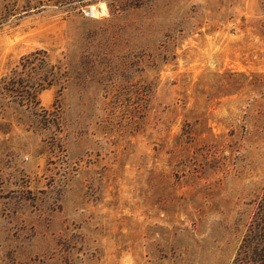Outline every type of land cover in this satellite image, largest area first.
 <instances>
[{
    "label": "rangeland",
    "instance_id": "rangeland-1",
    "mask_svg": "<svg viewBox=\"0 0 264 264\" xmlns=\"http://www.w3.org/2000/svg\"><path fill=\"white\" fill-rule=\"evenodd\" d=\"M263 192L264 0L0 1V264H233Z\"/></svg>",
    "mask_w": 264,
    "mask_h": 264
},
{
    "label": "trees",
    "instance_id": "trees-1",
    "mask_svg": "<svg viewBox=\"0 0 264 264\" xmlns=\"http://www.w3.org/2000/svg\"><path fill=\"white\" fill-rule=\"evenodd\" d=\"M132 1L137 3V5H141L144 2V0ZM22 67L23 71L29 72L31 76L30 85L26 90L29 100L32 105L38 108L41 106L39 99L41 93L59 85L63 66L59 63L53 64L47 50H37L22 59ZM24 87V83L15 82L13 91L20 95L26 89ZM44 111L48 113L47 110ZM253 205L254 208L245 224L246 230L233 264H264V192L257 197Z\"/></svg>",
    "mask_w": 264,
    "mask_h": 264
},
{
    "label": "water",
    "instance_id": "water-1",
    "mask_svg": "<svg viewBox=\"0 0 264 264\" xmlns=\"http://www.w3.org/2000/svg\"><path fill=\"white\" fill-rule=\"evenodd\" d=\"M89 15H92V12H89Z\"/></svg>",
    "mask_w": 264,
    "mask_h": 264
}]
</instances>
